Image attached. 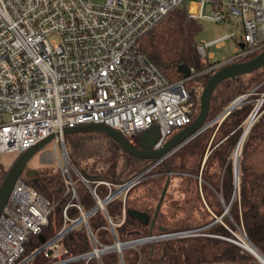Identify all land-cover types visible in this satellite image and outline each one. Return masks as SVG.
<instances>
[{
	"label": "built area",
	"instance_id": "obj_1",
	"mask_svg": "<svg viewBox=\"0 0 264 264\" xmlns=\"http://www.w3.org/2000/svg\"><path fill=\"white\" fill-rule=\"evenodd\" d=\"M188 1L193 6V12L188 9L191 18L213 22L235 18L241 32L235 55L221 62L209 64L212 54L207 50L213 44L223 46L237 36L236 32L198 44L202 62L209 65L196 76L244 62L264 50V0H0V159L10 156L15 161L43 138L62 133L67 127L91 123L110 126L131 143L158 126L160 136L153 148L159 150L178 129L191 124L195 102L190 100L187 82L195 76L170 80L139 43L164 15ZM253 94L231 101L212 125L217 123L219 127ZM261 99L243 123V138L264 113V109L260 111ZM54 140L62 148L58 170L68 197L62 227L27 253L29 237L49 225L54 206L20 177L0 215V264H34L37 257L48 260L46 264H103V257L110 254L117 256L119 264H129L125 258L128 249L138 251L133 264H139L144 257L139 248L148 246L151 251L155 244L197 236L229 241L249 252L252 263L264 264V255L249 239L242 221H234L228 235L195 229L152 231L120 240L116 228L126 220L128 194L150 169L163 162L155 160L121 183L91 181L79 170L73 171L64 136L56 135ZM74 174L87 187L93 201L89 207L81 200ZM101 185L107 188L104 196L98 192ZM219 198L225 206L224 214L229 213L230 206L225 205L221 195ZM115 199L122 200V209L113 217L107 207ZM99 213L105 220L101 228L110 232V242L90 226V220ZM81 230L87 234L89 249L73 254L64 239Z\"/></svg>",
	"mask_w": 264,
	"mask_h": 264
},
{
	"label": "trees",
	"instance_id": "obj_2",
	"mask_svg": "<svg viewBox=\"0 0 264 264\" xmlns=\"http://www.w3.org/2000/svg\"><path fill=\"white\" fill-rule=\"evenodd\" d=\"M201 29L202 26L199 20L189 16L186 6H177L147 31L140 38L139 43L141 49L166 77L172 81L178 80L185 77L184 73L179 70L182 65H187L193 69V74H197L211 64L210 62L208 65L204 64L198 53L197 36ZM256 55L249 57L246 61ZM262 70H264V66L253 73L247 74V76ZM213 73L197 76L194 79H202L203 85L205 86ZM229 81L233 80H227V82ZM261 81L263 80H256L258 83L256 85L258 86ZM248 84L250 85V83ZM247 90L246 88L241 93L248 94L252 92L251 90ZM256 95L258 94L248 95L241 107L233 110L219 127L217 123L208 127L168 156L165 163H159L149 170L146 178L128 194L126 200V220L121 226L116 228L120 240L126 241L150 234L151 221L155 216L156 206L166 179L170 176L169 174L175 175V172L181 171L182 174L180 176L182 177V182L187 184L184 193L190 196L188 198L190 201L188 203L189 212L175 219L164 211V208H161V211L156 217L153 233L204 229L206 233L228 235V230L222 228L223 224L221 222L213 224L217 218L210 214L211 208L214 207L211 199L214 195L217 198L218 204H221L223 208V212H218V215L221 217L224 214L225 206L219 198V195H221L225 205L230 206L229 213L223 215L224 221L229 222L231 226H233L232 222L234 221L237 223L242 221L249 239L264 255V172L254 171L250 165L245 163V157L243 161H239V185L236 196L233 199L236 186L232 155L236 146L243 143L242 154L246 156L249 151L255 148L257 141L261 137L264 138V135L253 128L256 123L263 120L264 113L249 130L247 136L243 138L245 131L243 123L256 105ZM190 100L195 102V107L200 105V99L194 96L191 91ZM228 102L229 100L224 104H216V96L214 93L207 122L212 121L222 112ZM263 109L264 101L260 107V111ZM176 133L172 134V136ZM70 135H66L65 139L69 138ZM119 152L125 153L128 168L130 167L131 170L125 178L121 177L118 172ZM190 161H193V164L187 168V163ZM154 162L155 160L140 159L129 155L114 141V152L108 160V168L104 173H84L79 171L91 181L107 180L112 183H121L144 171ZM7 172L8 170L0 162V184ZM73 176L76 180L81 200L87 207L91 206L93 201L89 197L86 185L78 180L76 174ZM21 178L39 193L47 197L54 206L49 216V225L43 228L40 234L29 237L27 253H30L41 245L43 240L53 237L61 229L63 209L68 201V197L65 196L64 183L58 169L55 171V174H52V171L47 168L44 174H41L40 178H38L37 173L29 177L24 172ZM90 185L93 186V183ZM98 192L104 196L107 193V188L101 185L98 187ZM121 209V199H115L107 207L108 213L113 217H116L121 212ZM129 212L141 214L149 221L145 222L141 217L131 215ZM71 214L73 215L74 212L72 211ZM104 223L105 220L100 213L90 220L91 228L93 230L98 229L100 237L110 242L109 230L101 228ZM197 239L219 243L217 245L221 246L219 253L213 259H209V263L199 262L197 264H215L218 262L254 264L250 259L252 256H249V254L242 251L241 248L233 243L224 239L205 236L182 238L155 244L153 256L146 264H190L187 261L188 244L189 241ZM64 244L73 254L89 249L87 234L84 230L74 231L69 234L64 239ZM141 251L144 257L139 264H144L150 253V249L147 246L143 247ZM102 261L103 264H119L115 254L104 256ZM47 262L48 260L37 257L34 264H46Z\"/></svg>",
	"mask_w": 264,
	"mask_h": 264
},
{
	"label": "rangeland",
	"instance_id": "obj_3",
	"mask_svg": "<svg viewBox=\"0 0 264 264\" xmlns=\"http://www.w3.org/2000/svg\"><path fill=\"white\" fill-rule=\"evenodd\" d=\"M220 1L224 3L227 2V0ZM184 6H186L190 12H193V6L190 1L185 4L182 3L179 5V7ZM199 23L202 26V29L197 36V42L199 45L212 42L232 32H236L237 34L235 38L228 39L223 46L217 47L213 44L207 50L209 54H212V57L209 58L210 63L221 62L224 59H230L235 55V49L238 45L237 41L239 40V36L241 34L235 18H231L230 20H226L223 22L199 20ZM258 79L263 81H261V83L257 86L256 84L258 83L256 82V80ZM248 83H250V85ZM187 87L194 94V96L200 99L202 90L204 88L202 79H190L187 82ZM246 88L248 89L247 91L251 90L255 94H258L256 95V101H254L255 103L258 102L260 104L262 100L261 98H264V70L252 75L243 76L236 81L224 82L215 92L216 104H224L225 102H227V100H229V102L224 107L225 109L231 101H233L240 95H244L245 93L242 94L241 91L246 90ZM199 111L200 105L195 107L196 116L198 115ZM245 128L246 126H244V130ZM253 128H255L257 132L264 135V117L263 120L256 123L255 127ZM181 129L183 128L178 129L177 132ZM65 144L69 155L73 160V171L75 173H77L78 170L84 173H104V171L108 168V160L114 152V143L100 131L73 133L69 136V138L65 139ZM255 145V148L249 151L246 156L242 154L243 143L241 144L238 152L235 149L232 155L233 166L236 158L239 161H243V158L245 157V163L247 165H250L254 171L264 172V138L261 137ZM119 155L120 157L118 162V172L120 173L121 177L125 178L131 170L130 167L128 168V162L125 156L121 152H119ZM58 159L62 160V148L60 145H56L55 140H52L33 156V158L28 163L26 170H35L37 172L38 178L41 177V174H44V171H46L47 168L52 171V174H55V171L58 169ZM0 162L7 170H9L10 166L14 162V158L5 156L0 159ZM192 164L193 161L187 163V168L192 166ZM181 174V171L175 172V175L169 174L171 176V183L162 205V209L164 208V211H166L172 218L175 219L182 217L189 212L188 203L190 201L188 200V198H190V196L185 195L184 193L187 184L185 182H182V177L180 176ZM211 199L214 207L211 208L210 214L213 217L216 216L217 218L215 219L216 221H214L213 224H216V222H221L223 224L222 228H226L227 230L228 228L231 229L234 226V223L232 222L233 226H231L229 222L224 221L223 215L221 217L220 215H218V212H223L222 205L218 204L215 195L214 197L212 196ZM217 244L219 243L202 241L199 239L189 241L187 249L188 263H209V259H213V257H215L219 253V248L221 246ZM244 252L249 254V256H252L249 252ZM137 256L138 251L136 250L128 249L127 251H125V258L129 262V264H133L135 262V259H137ZM250 259L252 260L253 256L250 257Z\"/></svg>",
	"mask_w": 264,
	"mask_h": 264
},
{
	"label": "water",
	"instance_id": "obj_4",
	"mask_svg": "<svg viewBox=\"0 0 264 264\" xmlns=\"http://www.w3.org/2000/svg\"><path fill=\"white\" fill-rule=\"evenodd\" d=\"M241 47H243L241 45ZM264 66V50L258 53L256 56L251 58L248 61L244 62H237L231 63L222 66L218 70H216L210 77L206 85L204 86L201 96H200V111L198 115L195 117L193 122L188 126L184 127L180 131H178L175 135H173L162 148L159 150H155L153 146L157 142L160 133L159 127L153 126L151 129L143 132L139 136V140L141 145L143 146L142 149H138L134 146L130 141H128L120 132L116 131L110 126L100 123H91V124H82L75 127H67L62 130V133L58 132L57 134H51L42 140H40L36 145L28 149L26 152L21 154L10 166L8 172L4 176L1 184H0V215L3 212L4 206L9 198L11 191L14 188L16 181L21 177V175L25 172L27 176L32 177L37 172L35 170H26L28 163L33 158V156L39 152L45 145L56 138V135L60 136L63 135L64 137L69 134L73 133H80V132H90V131H100L107 136H109L112 140L116 142L118 146H120L126 153L131 156L140 159H147V160H156L157 162L165 163V160L168 156L173 154L179 148H181L184 144L192 140L198 134L206 130L213 124V121L207 122V118L210 111L211 100L216 92L217 88L227 80L235 81L238 77L253 73ZM179 70L184 73L185 77H197V74H193L191 68L187 65L180 66ZM237 149L240 148L238 144L236 146ZM239 160L234 161L236 163L235 167V192L234 196L236 195V191L239 185ZM171 177L168 176L163 187L160 199L156 206L155 216L151 221L150 225V233H152L155 223L156 217L158 216L159 212L161 211L162 205L164 203L168 188L170 186ZM229 208V207H228ZM131 215H136L144 219L145 222L149 220L144 218L141 214H136L134 212H129ZM154 253V246H151L150 254L146 259V263L150 261Z\"/></svg>",
	"mask_w": 264,
	"mask_h": 264
},
{
	"label": "flooded vegetation",
	"instance_id": "obj_5",
	"mask_svg": "<svg viewBox=\"0 0 264 264\" xmlns=\"http://www.w3.org/2000/svg\"><path fill=\"white\" fill-rule=\"evenodd\" d=\"M107 138L114 143V140H112L109 136ZM132 144L134 146H136L138 149H142V147H143L140 143L139 137L134 142H132ZM120 151H122V150H120ZM121 153L125 156V153H123V152H121Z\"/></svg>",
	"mask_w": 264,
	"mask_h": 264
}]
</instances>
